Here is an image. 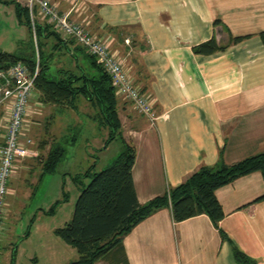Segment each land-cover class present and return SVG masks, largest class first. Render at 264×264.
<instances>
[{"label":"crops","instance_id":"0c3cea01","mask_svg":"<svg viewBox=\"0 0 264 264\" xmlns=\"http://www.w3.org/2000/svg\"><path fill=\"white\" fill-rule=\"evenodd\" d=\"M50 2L60 12L70 7L68 0ZM79 13L71 17L85 18L91 33L108 36L110 51L152 101L154 122L130 101L119 97L118 104L122 138L136 151L132 178L139 203L200 165L233 164L264 150V44L258 35L264 0H85ZM230 36L247 37L207 55L192 50L210 38L227 44ZM131 53L137 60L129 61ZM138 63L149 79L140 78ZM32 148L38 149L35 140ZM262 193L259 171L215 191L224 212L218 228L230 241L206 214L174 221L163 207L122 239L118 253L128 264H237L235 246L264 264V200L244 206ZM51 243L49 262L66 264L77 256L61 242Z\"/></svg>","mask_w":264,"mask_h":264},{"label":"trees","instance_id":"16d2710c","mask_svg":"<svg viewBox=\"0 0 264 264\" xmlns=\"http://www.w3.org/2000/svg\"><path fill=\"white\" fill-rule=\"evenodd\" d=\"M12 4L18 21L28 29L29 50L24 54L0 51V69L7 68L18 61L24 62L33 71L38 64V74L34 80V90L38 92V101L57 107H66L77 111L76 98L83 97L96 110L95 117L102 124L109 125L108 140L121 136V122L118 116L119 97L115 93L109 74L88 54L85 48L74 40L62 37L46 20L35 21L30 10L18 0H0ZM37 13L34 7L33 15ZM214 25L219 23L215 19ZM264 44V30L259 34ZM247 36H230L227 44L218 45L210 38L192 47L196 54H211L237 43ZM48 45L51 46L49 51ZM68 57V65L53 67L55 50ZM37 50V54L35 53ZM48 51V52H47ZM137 55V53H136ZM135 60H137L135 58ZM142 68L141 79H149ZM140 72V70H138ZM141 74V72H140ZM146 88L144 85L142 91ZM94 115V114H93ZM92 115V116H93ZM54 113L47 116L44 135L36 138L38 155L33 158L41 164V172H53L65 154V147L55 137L47 148L44 158L41 154L46 147L49 128L53 125ZM94 118V121L96 120ZM74 139V138H72ZM124 140V139H123ZM136 151L133 145L123 141L122 150L109 165L94 171L93 165L84 174L77 173L74 182L79 190L71 219L63 226L53 229V233L64 243L75 249L76 259L66 264H95L106 260L111 264H128L118 252H122V239L142 220L160 208L169 207L174 221L206 214L212 224L218 228V222L224 212L215 191L236 178L259 171L264 181V150L242 158L233 164L223 162L214 165H200L185 180L166 190L161 195L139 203L132 178V166ZM88 178L87 183L82 179ZM264 200V193L249 204ZM222 239L228 236L218 228ZM17 246L12 251V261ZM237 264H256V261L232 247ZM124 255V254H123Z\"/></svg>","mask_w":264,"mask_h":264},{"label":"rangeland","instance_id":"374dc122","mask_svg":"<svg viewBox=\"0 0 264 264\" xmlns=\"http://www.w3.org/2000/svg\"><path fill=\"white\" fill-rule=\"evenodd\" d=\"M18 1L23 5L28 4V0ZM34 20L43 22L45 18L37 11ZM28 39V29L19 23L13 5L0 2V51L24 54L30 48ZM126 44L131 46V43ZM50 47L48 45V51ZM62 50H55L53 67L68 65V57L60 53ZM129 56V61L137 59L136 54L131 53ZM136 66V70L142 73L140 63ZM30 99L31 110L35 113L26 116L25 122L29 128L26 133L36 142L38 136L42 138L44 135L47 116L54 113L53 125L47 133V143L41 158L45 157L52 137L65 147V154L54 171L42 174L39 181L41 164L37 160L25 158L21 162L14 161L16 169L6 183L5 212L0 232V264H55L49 262L48 258L49 247L55 249L51 240L61 242L62 246L76 254L75 249L53 233L54 228L63 226L72 217L79 195L74 178L77 173L84 174L92 165L96 172L107 167L123 148L124 140L118 133L117 137L108 140L109 125L100 123V118L95 117L96 110L83 97L76 98L77 111L66 107L56 109L41 102L39 105L36 90L31 93ZM136 120L139 122L143 118L136 117ZM82 180L87 183L88 178ZM15 246L17 249L12 261Z\"/></svg>","mask_w":264,"mask_h":264},{"label":"built area","instance_id":"2783aa9c","mask_svg":"<svg viewBox=\"0 0 264 264\" xmlns=\"http://www.w3.org/2000/svg\"><path fill=\"white\" fill-rule=\"evenodd\" d=\"M68 2L69 9L62 12L50 0H28L26 6L31 18L34 17L33 9L36 7L54 30L82 45L109 74L116 95L130 101L139 113L154 122L156 115L152 109V101L124 69V61L110 51L108 38L91 33L85 18L77 20L71 17V13H76L78 17L81 15L79 11L85 0ZM125 41L129 43L128 39ZM37 74V63L33 71L20 61L0 69V232L5 212L6 183L17 166L14 161L21 162L38 155V149L32 148L34 139L26 133L29 128L25 122L26 116L35 113L30 107V95L34 91Z\"/></svg>","mask_w":264,"mask_h":264}]
</instances>
